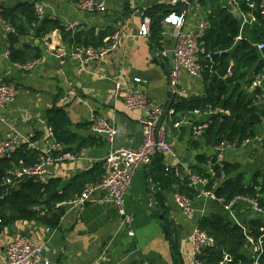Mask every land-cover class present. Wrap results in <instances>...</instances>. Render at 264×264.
I'll use <instances>...</instances> for the list:
<instances>
[{"label": "crops", "instance_id": "0c3cea01", "mask_svg": "<svg viewBox=\"0 0 264 264\" xmlns=\"http://www.w3.org/2000/svg\"><path fill=\"white\" fill-rule=\"evenodd\" d=\"M37 1L43 4L46 16L58 19L61 24L76 22L78 29L93 28L95 33L110 26L112 31L121 28L125 34L116 51L102 60L81 63L46 53L44 39L54 46L65 44L57 30L40 40L30 32L21 37V43L31 42L39 47V63L26 72L14 68L11 60L0 51V81L11 83L17 89L15 99L1 108L3 121H0V139L8 137L12 129L23 136L38 132L40 135L35 140L37 148L50 147L55 141L49 131L47 110L63 108L70 122L66 130L77 136V141L70 147L75 149L79 143L84 145L76 151L75 159H65L51 166L50 177L58 179L59 186L64 187L76 175L83 174L87 181L102 176V166L99 170L94 165L101 163L113 146L137 148L140 145L141 112L138 109H125L122 100L113 97V83L117 78L124 82L140 78L150 96L164 108L170 92L172 61L170 63L168 59V52H172L175 46L178 29L164 23L166 15L160 22L159 36H152L153 18L149 15V8L154 3L152 0H108L104 12L92 14L78 11L75 7L77 0ZM213 1L203 0L197 5L192 4L183 29H189L198 20L206 18ZM142 26L147 30L146 35L140 34ZM5 40L6 35L0 30V44L4 45ZM250 76L238 83V91H242L264 111L259 91L249 86ZM209 84L183 72L171 109H174L178 97L205 96ZM71 89L74 94L68 93ZM90 111H95L116 126L118 134L113 143L104 135L91 131ZM224 113H229V110ZM187 115V121L173 127L171 115L167 113L161 125L167 131L166 139L178 159L167 153H156L148 165L136 171L123 201L127 213L133 216L129 228L122 225V217L110 201L75 207L61 206L65 211L57 226L19 220L2 227L0 264L7 244L23 236L47 245V251L37 258V264H45V261L47 264H85L94 259H99L101 264H190V236L195 223L177 208L173 187L161 189L150 175L154 163L167 167L181 163L189 168L208 170V158L199 161L198 155L210 157L215 153V147L205 145L201 136H194L192 123L195 122V115ZM177 116L179 121L183 115L178 113ZM261 118L262 123L256 126L257 139L245 145L224 147V160L239 164L237 172L244 173L245 183L251 181L255 172L264 170V114ZM196 205L200 207L199 202ZM210 206L206 204V212L211 209ZM160 215H163V219Z\"/></svg>", "mask_w": 264, "mask_h": 264}, {"label": "trees", "instance_id": "16d2710c", "mask_svg": "<svg viewBox=\"0 0 264 264\" xmlns=\"http://www.w3.org/2000/svg\"><path fill=\"white\" fill-rule=\"evenodd\" d=\"M11 2L4 5L2 13L4 22L11 27L10 30L3 31L11 62L39 58L37 45L31 42L21 43V37L30 32L40 40L57 30L62 41L68 43L71 49L80 46H101L108 41L112 32L110 26L100 29L97 33L93 28L82 30L77 27L74 30H66L58 19H51L46 15L40 17L34 9V2L20 0ZM153 2L149 8V15L153 18L151 33L156 38L161 31L160 22L170 12V8L166 4ZM235 7L239 15L223 7L220 0H214L206 16L209 26L205 31L204 42L206 50L211 52L212 62L204 64L203 82H210L214 89L207 87L203 97H178L170 114L171 122L174 123L179 119L178 113L186 116L195 108L206 111L208 107H217L220 111L208 115L206 119L208 124L201 135L205 145L211 147L225 143L240 145L246 138L254 139L257 136L256 126L262 123L261 116L264 114V111L253 104L247 95L238 91V83L241 80L264 70V50L260 52L256 48V43L264 39V18L259 15L258 9H250L243 0H237ZM243 15L247 21L250 20V16H253L254 20L243 24ZM242 25H245L246 31L254 39V44L249 38L236 39ZM228 68L231 69L230 75H226ZM225 110H229V113H224ZM47 119L55 142L66 146L62 151L76 154V151L84 146L83 143H79L75 149L70 147L77 141V136L74 132L66 130L70 122L63 108L52 107L47 110ZM39 135L40 133L33 132L29 140L35 141ZM212 156L214 157L215 153L210 157ZM38 157L39 150L29 146L28 142L21 143L10 158L0 157V229L19 220L57 226L65 209L56 207L55 203L68 201L78 195L87 183H95L101 179L98 175V178L92 177L87 181L83 174L76 175L67 185L51 195H48L51 190L59 186L58 179L53 177H50L46 184L31 177H25L13 185L3 183L5 171L9 167L19 165V161L24 165H31ZM210 157L198 155L199 161H205ZM100 166L101 163H96L94 168L100 170ZM239 168L238 163L223 160L220 167L213 164L210 170L197 167L191 170L206 176L208 188H212L225 203L236 196H244L257 198L264 207V170L255 172L251 181L245 183L244 173L237 172ZM173 169L172 166L154 163L150 170L153 182H157L161 189L170 186L169 188L173 187V192L178 191L196 200L197 191L188 185L187 177L183 175L179 178ZM210 171L215 173V177L223 173V179L214 185L215 179L210 175ZM100 172L102 173L101 170ZM198 202L195 201L196 204ZM208 205H211V209L199 215L196 224L212 236L215 242L213 246L203 249L199 255L202 264H250L251 255L246 243V233L250 230L258 234L257 228L264 223V218L252 213L245 200L235 202L232 208L240 223L234 222L228 211L223 208V204L218 201H210ZM224 254L230 257L228 261H222ZM260 264H264V252L260 257Z\"/></svg>", "mask_w": 264, "mask_h": 264}, {"label": "built area", "instance_id": "2783aa9c", "mask_svg": "<svg viewBox=\"0 0 264 264\" xmlns=\"http://www.w3.org/2000/svg\"><path fill=\"white\" fill-rule=\"evenodd\" d=\"M11 1L13 0H0V29H3L1 30L2 32L11 29V27L4 22L2 17L4 5ZM107 1L108 0H77L75 2V7L78 11L85 14L101 13L106 10ZM152 1L169 6L170 12L163 21L178 29L176 32L175 46L171 52L172 63L169 71V88L170 91L176 93L183 72L203 81L204 64L206 62H212L211 52L206 50L204 42L205 31L209 24L206 18H202L193 24L191 28L183 29L190 6L192 4L197 5L202 0ZM243 1L250 9H258L259 15L264 18L263 0ZM33 2L36 13L40 17H43L45 15L43 4L37 0ZM231 2L234 6L237 3L236 0H231ZM252 20H254L253 16H250V20L248 21L244 16L243 24ZM63 25L66 30H74L78 26L76 22H67ZM146 33V28L142 26L140 34L146 35ZM124 36L123 30L121 28H116L112 31L108 41L103 46H80L74 49L70 48V52L66 50L64 45L54 46L46 39H44L43 45L48 55L60 59L69 58L81 63H87L89 61L102 60L107 55L116 51ZM236 39H240V36L238 35ZM2 45L0 44V51H2L6 58H9L6 42L3 46ZM256 48L260 52L264 50V39L256 43ZM38 63L39 59L36 58L23 62H12V65L18 71L26 72L32 70ZM230 74L231 69L228 68L226 75ZM249 86L251 89H257L259 91V100L264 105V70L251 75ZM68 93L74 94V90L71 89ZM16 95L17 89L13 84L0 81V121H3L1 108L6 103L13 101ZM113 97L120 98L125 109H138L141 112L139 123L142 132V141L140 145L137 148L113 146L112 150L101 161L103 171L101 179L95 183H87L78 195L68 201L57 202L55 206L75 207L83 206L86 203L103 204L106 201H110L117 207L122 217V225L129 228L133 222V216L127 213L123 201L136 171L140 167L148 165L156 153H167L175 159H178V155L167 141V131L161 126L162 123L159 125L164 108L150 96L146 88L141 84L140 78H133L129 82H124L120 78L115 79L113 83ZM216 111L220 110L217 107H208L206 111H202L198 108L189 111L188 114L195 115V122L192 123L195 137L198 138L202 135L203 130L208 124L206 120L208 115ZM172 112L173 109L170 108L168 113L171 114ZM187 118V115L182 116L179 121L172 123V126H179L181 122L187 121ZM89 121L92 132L104 135L110 143L114 142L118 134L116 126L108 122L102 116L96 114L95 111H90ZM49 131L52 135L51 128H49ZM32 136L33 134L23 136L18 130L12 129L8 137L0 139V157L10 158L23 142H28L29 146L37 148L36 141L29 140ZM257 138L256 136L254 139ZM254 139L246 138L240 145H245ZM226 146L227 144L225 143L215 147V160L212 156L207 162L209 170L213 164L218 167L222 166L224 160V147ZM62 149L63 145L57 142H53L50 147L45 149H38L39 157L36 162L31 165H24L19 161V165H12L5 171L3 183L6 185H13L25 177H31L35 181L46 184L51 176V166L54 163L65 159L73 160L76 158V154L70 151H62ZM173 168L174 173L178 175L179 178L185 175L188 185L197 191L196 200L178 191L173 192V199L179 211H181L186 218L195 223L190 236V264H202L199 255L203 249L213 246L215 242L212 236L208 235L204 230H201L196 224L197 217L206 213L205 206L210 201H218L223 204V208L228 211L230 217L236 223H240L241 221L235 215L232 208L233 204L239 200L247 201L249 210L264 218V207L260 205L257 198L236 196L225 203L222 198H219L215 194L212 188H208V178L206 176L192 171L191 168L181 165V163ZM210 172V175L215 179L214 185L218 184L220 179L224 177L223 173H220L219 177H215V173L212 171ZM195 201H199L200 207L195 204ZM257 232L258 234H255L249 230L246 233V243L251 255L250 264H260V257L264 252V223L258 226ZM45 251H47L46 244L36 243L29 237H19L7 244L2 258V264H37V258ZM229 259L230 257L224 254L222 261H228ZM47 263L48 262L45 261V264ZM85 264H101V262L99 259H94Z\"/></svg>", "mask_w": 264, "mask_h": 264}, {"label": "water", "instance_id": "95a60500", "mask_svg": "<svg viewBox=\"0 0 264 264\" xmlns=\"http://www.w3.org/2000/svg\"><path fill=\"white\" fill-rule=\"evenodd\" d=\"M220 4L223 7H226L228 10H230L234 14L239 15L237 8L233 5V3L231 2V0H220ZM239 36H240V38H249L250 41H251V43L254 44V39L251 37L250 34H248L246 32L245 25H242L241 30H240V33H239ZM64 46H65L66 50L68 52H70V45L68 43H65ZM168 59H169V61L171 63V61H172V53L171 52H168ZM208 87L211 88V89H213V85L212 84H209ZM174 98H175V92L170 91L169 92V99H168V102L166 103V105H165V107L163 109V112H162V115H161V119H160L159 125L162 123L164 117L167 115L169 109L171 108V106L173 104V101H174ZM149 168H150V166H149ZM61 188H62V185L58 186L56 189L51 190V192L48 195H51V194L56 193ZM160 218L163 219V215H160ZM162 229H163V231L165 233L167 232L165 226H163Z\"/></svg>", "mask_w": 264, "mask_h": 264}, {"label": "rangeland", "instance_id": "374dc122", "mask_svg": "<svg viewBox=\"0 0 264 264\" xmlns=\"http://www.w3.org/2000/svg\"><path fill=\"white\" fill-rule=\"evenodd\" d=\"M188 116V115H187Z\"/></svg>", "mask_w": 264, "mask_h": 264}]
</instances>
